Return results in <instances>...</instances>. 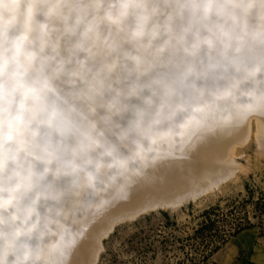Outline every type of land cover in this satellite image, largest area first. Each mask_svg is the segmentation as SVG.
Wrapping results in <instances>:
<instances>
[{
  "label": "clouds",
  "instance_id": "1",
  "mask_svg": "<svg viewBox=\"0 0 264 264\" xmlns=\"http://www.w3.org/2000/svg\"><path fill=\"white\" fill-rule=\"evenodd\" d=\"M264 114V0H0V191L54 229L69 264L86 227ZM187 141V143H184ZM113 157L116 159L113 160ZM132 172L66 217L95 177ZM90 191V189L88 190Z\"/></svg>",
  "mask_w": 264,
  "mask_h": 264
},
{
  "label": "bare ground",
  "instance_id": "2",
  "mask_svg": "<svg viewBox=\"0 0 264 264\" xmlns=\"http://www.w3.org/2000/svg\"><path fill=\"white\" fill-rule=\"evenodd\" d=\"M250 141H254L264 152V114L253 112L233 135L210 141L193 155L191 161L185 159L183 151L176 147L165 149L166 154L171 152V155L164 158L171 166L162 170L167 176V182L156 189L134 190L128 199L111 206L103 216L88 224L84 236L71 252L69 264H97L103 240L124 220H131L138 213L155 209L158 205L164 209H174L188 200L195 201L217 189L238 169L235 156ZM133 175L130 171L124 175H105L103 188L85 191L77 208L66 219L72 226L84 224L88 220L89 199L92 194L98 191L106 193L122 176L132 182ZM54 235L55 231L51 227L50 231L41 230L39 239L33 234L27 243L31 259L47 264L44 249Z\"/></svg>",
  "mask_w": 264,
  "mask_h": 264
},
{
  "label": "rangeland",
  "instance_id": "3",
  "mask_svg": "<svg viewBox=\"0 0 264 264\" xmlns=\"http://www.w3.org/2000/svg\"><path fill=\"white\" fill-rule=\"evenodd\" d=\"M236 156L239 170L214 191L174 209L148 211L134 220L117 224L103 240L97 264H188L185 254L194 256V253L188 246L192 242L186 239L198 228L205 210L216 208L219 214H226L234 205L249 199L254 202L264 194V152L250 141ZM242 209L248 211L249 219L254 222L252 204H246ZM221 224L217 225L221 227ZM224 226L213 234L216 241L224 233L223 237L234 231L229 222ZM251 229L257 237L256 244H263L264 237H259L260 229ZM231 238L227 237L226 243L210 257L209 264H222L220 255ZM241 256L240 250L235 251L228 264H239Z\"/></svg>",
  "mask_w": 264,
  "mask_h": 264
},
{
  "label": "snow or ice",
  "instance_id": "4",
  "mask_svg": "<svg viewBox=\"0 0 264 264\" xmlns=\"http://www.w3.org/2000/svg\"><path fill=\"white\" fill-rule=\"evenodd\" d=\"M173 147L176 146L173 145ZM166 155H171V152ZM166 155L161 158H165ZM115 159L113 157V160ZM129 171L128 168L120 166L117 175H124ZM89 189L98 190L95 177L87 180L85 191ZM30 191L31 189L28 188L8 197L11 203L5 202L6 197L0 191V264H44V261L37 262L31 259V253L27 248L28 240L33 237V234L39 239L41 230L50 231V226L42 224L38 215L25 213L24 204Z\"/></svg>",
  "mask_w": 264,
  "mask_h": 264
},
{
  "label": "trees",
  "instance_id": "5",
  "mask_svg": "<svg viewBox=\"0 0 264 264\" xmlns=\"http://www.w3.org/2000/svg\"><path fill=\"white\" fill-rule=\"evenodd\" d=\"M249 203L252 204L251 215L255 220L254 222L249 219L248 211L242 209ZM201 217L202 221L198 224V228L186 239L192 242L188 246L194 253V256L185 254L188 264H209L210 257L226 243L227 237H234L244 230L258 227L260 229L259 237H264V194L260 195L254 202L249 199L234 205L226 214H219L218 209L209 208L202 213ZM227 222L234 226V231L232 234L228 233V236L223 237L224 233L216 241L213 234H216L217 229L225 228L224 225ZM219 223H222L221 227L217 225Z\"/></svg>",
  "mask_w": 264,
  "mask_h": 264
},
{
  "label": "crops",
  "instance_id": "6",
  "mask_svg": "<svg viewBox=\"0 0 264 264\" xmlns=\"http://www.w3.org/2000/svg\"><path fill=\"white\" fill-rule=\"evenodd\" d=\"M255 239H257V237L252 229L244 230L238 235L232 237L225 251L220 255L221 263L228 264L230 255L235 251L240 250L242 256L239 264H264V243L256 244ZM236 240H238V243Z\"/></svg>",
  "mask_w": 264,
  "mask_h": 264
},
{
  "label": "water",
  "instance_id": "7",
  "mask_svg": "<svg viewBox=\"0 0 264 264\" xmlns=\"http://www.w3.org/2000/svg\"><path fill=\"white\" fill-rule=\"evenodd\" d=\"M181 205H182V204H181ZM158 209H164V208H161L160 205H158L157 208H155V209H149V211L158 210ZM165 209H166V208H165ZM145 212H146V211L138 213V215H137L136 217L132 218L131 220H134L135 218H137L138 216H140L141 214H143V213H145ZM147 212H148V211H147ZM124 221H128V220L126 219V220H124Z\"/></svg>",
  "mask_w": 264,
  "mask_h": 264
}]
</instances>
